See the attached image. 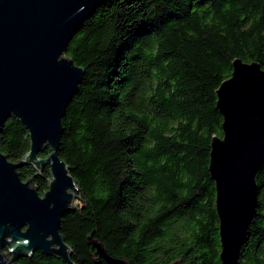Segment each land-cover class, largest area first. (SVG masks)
I'll return each instance as SVG.
<instances>
[{"label":"trees","instance_id":"obj_1","mask_svg":"<svg viewBox=\"0 0 264 264\" xmlns=\"http://www.w3.org/2000/svg\"><path fill=\"white\" fill-rule=\"evenodd\" d=\"M64 54L84 71L57 152L80 194L58 225L70 259L105 264L91 233L129 264H220L207 172L210 139L221 136L214 90L235 58L264 70V0H105ZM27 148V131L7 118L0 152L13 162ZM17 173L26 180L34 170ZM48 177L46 168L32 177L39 195ZM254 181L237 264H264V164ZM14 264L64 263L35 251Z\"/></svg>","mask_w":264,"mask_h":264},{"label":"water","instance_id":"obj_2","mask_svg":"<svg viewBox=\"0 0 264 264\" xmlns=\"http://www.w3.org/2000/svg\"><path fill=\"white\" fill-rule=\"evenodd\" d=\"M104 1L0 0V129L12 117L28 137V148L19 159L9 161L0 152V264H14L35 251L76 264L58 225L80 194L57 152L60 119L84 71L64 52L83 21ZM214 94L221 136L210 139L207 172L214 186L218 260L237 264L255 215L254 176L264 164V70L255 61L235 58ZM44 147L49 152L39 156ZM24 165L34 174L21 180L17 169ZM44 168L49 177L39 195L32 177ZM86 242L97 260L129 264L111 256L91 233Z\"/></svg>","mask_w":264,"mask_h":264},{"label":"rangeland","instance_id":"obj_3","mask_svg":"<svg viewBox=\"0 0 264 264\" xmlns=\"http://www.w3.org/2000/svg\"><path fill=\"white\" fill-rule=\"evenodd\" d=\"M5 258L7 259L8 258V255H5Z\"/></svg>","mask_w":264,"mask_h":264}]
</instances>
